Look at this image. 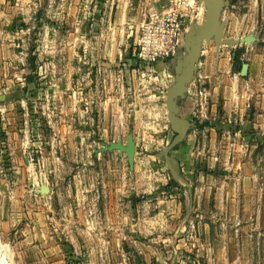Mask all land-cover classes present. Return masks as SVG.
Instances as JSON below:
<instances>
[{
  "label": "crops",
  "instance_id": "obj_1",
  "mask_svg": "<svg viewBox=\"0 0 264 264\" xmlns=\"http://www.w3.org/2000/svg\"><path fill=\"white\" fill-rule=\"evenodd\" d=\"M137 1L47 0L50 21L46 25L42 17L34 14L40 9L41 0H0V122L8 127L7 133L12 134V127L8 125L15 119L14 116L18 115L16 119H22L19 112H22L26 102L24 97H19L24 92L25 82L23 69H19L17 64L26 59L30 45H37L40 41V38H31V30L41 25L44 28L42 43L44 47L49 46L46 52L44 47L37 45L38 50L42 48V51L33 52L38 59L47 58L48 55V59L71 60L72 46L78 44L85 46L86 52L80 55L82 60L92 59L104 65L109 64L107 62L134 61L131 50L138 42L142 23L138 22V14L143 13V10L157 11L153 8L157 0H149L145 7H137ZM243 2L245 0H224L220 16L224 38L237 40L254 33L257 40L250 45L241 42L218 45L214 37L204 40L192 78L173 96L175 119L170 118L168 113V89L192 54L188 36L194 24L200 25L206 21V5H202L203 9L202 6L198 7L197 16L202 15L203 18L205 15L202 22L189 24L184 19L181 44L175 55L160 58L151 68H146L151 84H145L142 89L149 93L154 113L160 110L157 120L146 122L155 127L144 132L143 139L150 141L147 153L141 155L136 131L130 130L136 125L132 118L136 117L138 97L130 101L132 108H128V116L123 115L122 118L116 115L120 122H117L116 130L113 126L110 132L105 129L107 113L102 112L108 108L109 100L98 99V108L105 118L102 119L101 145L121 139L125 143L127 135L132 133L137 146L134 169L128 166V175L122 169L123 178H128L124 180L128 183L127 187L105 180V176L97 180L95 189L98 192L102 190L106 195L105 210L107 216L112 215L110 221L113 227L123 214V219L135 235L168 236L166 232L178 230L179 235H183L185 231L190 232L188 223L200 212L213 209L219 211L217 213L223 212L225 220L234 225L242 238L253 234L257 237L264 235V225L263 229H259L264 211V31L263 34L260 31L264 22L261 25L249 24V11L240 7ZM261 8L264 15V7ZM14 17L18 23H15ZM21 22L26 23V26ZM72 28L81 30L75 39L70 33ZM59 29L65 32L69 30L68 34L58 37ZM90 29L91 34L87 32ZM82 30H85L84 33ZM89 46L96 52H90ZM243 63H248L244 75L241 73ZM71 75L72 72L68 76L65 74L66 84L68 79L70 88ZM103 86L108 88L107 85ZM133 86L138 90L139 85ZM13 109H17V112ZM112 122H116L115 115ZM19 129L22 131V126ZM70 137L71 134L66 138ZM152 138L155 140L153 143ZM21 142L25 145V137ZM95 149L94 158L104 163H109L107 156L119 158L124 155L118 150L96 155ZM168 158L175 162L179 179L172 176ZM26 166L31 168L29 164ZM172 179L176 184L172 183ZM28 183L34 189V204L47 203L46 196L35 192V189L38 191L45 184L44 181L40 183L35 176L29 178ZM36 184H39L37 188ZM47 186L49 193L54 191L50 184ZM6 192L11 193L9 189ZM138 194H142L140 199L136 197ZM8 197L12 199L13 196ZM14 201L16 205L23 206V199L17 197ZM96 201L99 205L98 198ZM4 206L1 212L6 211ZM37 209L32 212V229L40 235L45 233L47 222L54 227L53 221L56 219L50 211L39 206ZM88 210L91 213V209ZM97 217L92 218L87 214L86 222L97 221ZM19 221L18 217L8 220L14 225ZM178 223L181 227L177 228ZM228 250L232 251V247L228 246ZM245 251L246 247L240 249L242 254Z\"/></svg>",
  "mask_w": 264,
  "mask_h": 264
},
{
  "label": "rangeland",
  "instance_id": "obj_2",
  "mask_svg": "<svg viewBox=\"0 0 264 264\" xmlns=\"http://www.w3.org/2000/svg\"><path fill=\"white\" fill-rule=\"evenodd\" d=\"M148 1L138 0L137 7L148 6ZM202 5H205L202 0H157L153 8L158 13L174 8L179 15L182 13L180 18L183 21L187 19L191 24L205 19V15L203 18L197 16L198 7ZM261 6L264 7V0H245L240 4L241 9L249 11V24H263ZM39 8L34 14L42 17L43 23L48 25L47 0H41ZM138 15V22H142L144 10ZM40 26L31 30V38H40L38 44L44 47L41 39L44 28ZM59 31L58 37L65 36L69 30ZM88 31L91 34V29ZM260 31L263 34L264 26ZM80 32L77 28L70 30L73 39ZM140 34L139 28L138 36ZM37 45L32 43L27 60L17 64L23 69L25 82L24 92L19 96L26 101L19 112L22 119H16L18 115L14 120L11 117L8 126L12 127V134L7 133L8 127L0 122V210L4 205L6 209L0 211V264H264V235L242 238L234 225L225 220V214L213 209L200 212L190 223L187 222L190 232L185 231L183 235H179V230L166 232L168 236L135 235L123 214L113 227L112 215L107 216L105 210L106 195L95 188L97 180L104 179V176L105 180L127 187L124 180L128 178H123L122 169L128 175L129 163L125 154L119 158L107 156V164L94 158V149L102 146L100 139L105 119L98 101L109 100L108 108L102 112L107 113L105 129L110 132L113 126L116 130L117 122H120L116 115L128 116V108H132L130 101L138 97L136 117L132 118L136 128L132 126L130 130L136 131L141 155L147 153L150 141L144 140V132L155 127L146 122L157 120L160 110L155 111L157 115L154 113L149 93L142 89L145 84H151L146 68L135 60L107 62L109 64L105 65L92 59L82 60L80 55L86 52L85 46L78 44L72 46L71 60L48 59V55L38 59L33 52L42 51V48L38 50ZM44 49L48 52L49 46ZM89 50L96 52L92 46ZM71 72L70 88L65 74L68 76ZM112 85L115 88L112 89ZM133 85H139L138 90ZM112 100L116 102L114 106ZM13 111L17 112V109ZM114 115L116 122L113 124ZM21 126L23 130L19 131ZM70 134L71 139H67ZM24 137L25 145L21 142ZM151 140V143L155 141ZM27 164L31 165L30 169ZM35 176L40 183L43 180L54 188L51 193L35 189L36 193L46 196L45 204H34V189L30 188L28 180ZM9 195L13 196L12 199ZM141 196L136 197L140 199ZM17 197L23 199V206L14 203ZM38 206L50 211L56 219L53 221L55 228L47 222L45 233L40 235L32 229V212L38 210ZM87 214L92 218L97 215V221L87 223ZM12 217H18L19 223L10 224L8 220ZM179 225L177 228L182 222ZM263 225L264 211L259 229H263ZM244 247L246 251L242 254L240 249Z\"/></svg>",
  "mask_w": 264,
  "mask_h": 264
},
{
  "label": "water",
  "instance_id": "obj_3",
  "mask_svg": "<svg viewBox=\"0 0 264 264\" xmlns=\"http://www.w3.org/2000/svg\"><path fill=\"white\" fill-rule=\"evenodd\" d=\"M223 4H224V0H205V5L207 7V19L203 24L200 25L194 24V26L191 29V32L188 37L193 48L192 54L186 66L184 67L183 71L180 73L176 81L168 89L167 104H168V113L170 118L175 119V115L173 114L172 111L173 96L177 91L182 90L184 85L192 78L196 69V63L200 59L202 53V45L204 40L214 37L215 42L218 45L225 42L229 44L241 42L250 45L252 44V42H255L257 40L254 33H249L237 40L235 39L226 40L224 38V31L220 23V16H221V10ZM247 68H248V63H243L241 69V73L243 75L247 73ZM114 150H118L120 154H125L127 156L129 167L131 169H134L137 146L132 133H129L127 135V139L125 143L123 142L122 139L117 141L104 142L102 147L95 149V153L96 155H98L99 153H104ZM167 162L169 164V168L171 170L172 176L175 179H179L175 167V162L170 158L167 159ZM39 191L43 193L48 192L49 187L46 184H42Z\"/></svg>",
  "mask_w": 264,
  "mask_h": 264
},
{
  "label": "built area",
  "instance_id": "obj_4",
  "mask_svg": "<svg viewBox=\"0 0 264 264\" xmlns=\"http://www.w3.org/2000/svg\"><path fill=\"white\" fill-rule=\"evenodd\" d=\"M173 9L164 13L144 12L141 34L131 50V56L147 69L158 59L175 55L180 47L183 34V20L180 18L182 13L179 15L178 10Z\"/></svg>",
  "mask_w": 264,
  "mask_h": 264
},
{
  "label": "trees",
  "instance_id": "obj_5",
  "mask_svg": "<svg viewBox=\"0 0 264 264\" xmlns=\"http://www.w3.org/2000/svg\"><path fill=\"white\" fill-rule=\"evenodd\" d=\"M172 183L176 184V182L172 179Z\"/></svg>",
  "mask_w": 264,
  "mask_h": 264
},
{
  "label": "bare ground",
  "instance_id": "obj_6",
  "mask_svg": "<svg viewBox=\"0 0 264 264\" xmlns=\"http://www.w3.org/2000/svg\"><path fill=\"white\" fill-rule=\"evenodd\" d=\"M202 2L205 4V0H202ZM202 9V8H201Z\"/></svg>",
  "mask_w": 264,
  "mask_h": 264
}]
</instances>
